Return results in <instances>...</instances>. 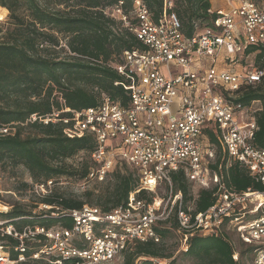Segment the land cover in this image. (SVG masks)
Masks as SVG:
<instances>
[{"label": "built area", "instance_id": "obj_1", "mask_svg": "<svg viewBox=\"0 0 264 264\" xmlns=\"http://www.w3.org/2000/svg\"><path fill=\"white\" fill-rule=\"evenodd\" d=\"M172 5L171 0H164L158 22L140 0L133 2L129 14L122 1L103 11L106 17L131 27L141 44L140 49L123 51L119 63L108 64L123 78V83L115 85L123 86L126 106L100 94L94 107L74 111L62 105L59 111L43 117L31 115L26 121L60 122L69 139L93 137L94 149L88 154L91 166L82 182L102 184L116 164L124 163L135 170L137 189L123 205L109 211L89 205L59 211L71 220L70 228L25 226L16 231L7 226L3 230L1 221L0 235L11 236L18 245L15 261L0 246V264L26 260L109 264L136 243H160L157 228L174 216L185 247L188 236L232 230L241 243L256 247L250 264H264V192L226 189L210 168L216 147L208 137L212 133L223 154L264 186V149L253 144L259 109L232 101L242 88L264 80L262 69L232 67L246 47L264 46V0H221L209 11L216 14L213 26L190 38L169 13ZM131 19L136 22L133 26ZM16 126L0 123V137L13 135ZM175 173H182L199 189L217 187L214 205L196 214L183 211L182 195L173 191ZM53 185L54 180H48L33 188L45 196ZM162 188L165 196H159ZM141 191L152 195L151 202L138 198ZM38 242L44 243L42 249L26 256V244ZM166 262L154 260L153 264Z\"/></svg>", "mask_w": 264, "mask_h": 264}, {"label": "trees", "instance_id": "obj_2", "mask_svg": "<svg viewBox=\"0 0 264 264\" xmlns=\"http://www.w3.org/2000/svg\"><path fill=\"white\" fill-rule=\"evenodd\" d=\"M120 1L124 4V12L129 14L135 0H0V8L8 11L7 26L0 27V123H17L13 135L0 137V162L23 166L34 185L59 178L85 179L91 166L88 154L94 149V139L90 135L69 139L63 135L60 122L26 124L31 115L43 117L59 111L62 105L81 111L96 106L100 94L127 105L128 97L123 86L115 85L123 83V78L108 64L119 63L123 51L140 49L141 44L131 27H125L103 13L105 8ZM140 1L151 12L153 21L158 22L164 0ZM171 1L173 5L169 13L179 20L181 32L186 38L213 26L216 14L209 12L210 0ZM130 22L132 26L136 24L133 19ZM62 39L70 54L67 58L59 57L54 51ZM46 45L49 47H44ZM243 54H255L257 69L264 70V46H248ZM232 101L244 107L260 104L255 113L257 131L253 144L264 149V80L242 88ZM208 137L216 147L215 161L210 168L219 174L226 189L239 193L247 189L264 192L261 183L223 154L212 133L209 132ZM81 152L86 155V160L79 167L65 164L66 160ZM108 176L104 193L97 195L91 205L51 192L40 198L41 204L51 207L48 211L35 215L20 206H13L9 211L0 212V221L5 223L1 228L12 226L16 231L25 226L70 228L71 220L60 215L59 211L79 209L86 204L103 211L121 206L128 194L139 185L136 172L124 163H118ZM172 181L173 191L182 195L183 211L196 214L214 205L217 187L200 189L192 195V185L182 173L173 174ZM23 186L28 187L25 183ZM84 196L91 198L93 194L86 192ZM151 197L144 191L138 195L139 199L147 202H151ZM172 228L178 231L175 216L170 223L157 228L160 243L132 245L122 255V264H153L154 260H169L167 264H175V259L165 253L162 243ZM17 245L18 241L11 236L0 235V246L12 261L17 257ZM26 245V256H29L40 251L44 243ZM241 245L244 248L238 257L226 229L216 235L195 234L188 236L183 256L193 260V264H242L246 257L250 259V264L256 247ZM16 264L52 263L26 260ZM66 264L74 263L67 261Z\"/></svg>", "mask_w": 264, "mask_h": 264}, {"label": "rangeland", "instance_id": "obj_3", "mask_svg": "<svg viewBox=\"0 0 264 264\" xmlns=\"http://www.w3.org/2000/svg\"><path fill=\"white\" fill-rule=\"evenodd\" d=\"M6 10V9H5ZM0 8V27H6L8 22V11ZM49 47V46H44ZM54 51L61 58H67L68 49L65 46V41L62 39L58 47ZM224 56L219 60H223ZM255 54H240L238 56V61L232 65L236 70H241L247 67L257 68L254 62ZM227 67V65H226ZM252 110L260 109L259 103L251 104ZM86 160V155L84 153H79L72 159L65 161L66 165H71L73 167H79L82 162ZM110 177L107 176V179ZM106 179V181H107ZM105 181V182H106ZM105 182L102 184L95 182L84 183L82 181L68 179V178H59L54 179V185L51 188V192H55L59 195H62L66 198L76 199L85 203L94 202L97 195H102L104 193ZM27 184L28 187L23 185ZM34 182L31 179L29 173L21 165L13 166L10 165L7 161L3 163L0 162V211L6 212L9 211L13 206H20L25 211L31 212L32 214L38 215L39 213L48 211V209L42 208L40 203V198L37 193H35L33 188ZM200 189L196 186H191V194L196 195ZM86 192H91L93 196L87 198L85 195ZM159 196H165L166 190L162 188L159 192ZM86 204V205H87ZM91 205V204H90ZM94 205V204H93ZM1 222V221H0ZM5 230V229H3ZM229 239L234 247V250L239 257V252L244 248L241 243L238 242L237 236L232 230L227 231ZM165 248V253L170 255L172 259H175V264H193V260L189 257L183 256V251L186 250L185 240L181 232L176 231L172 228L162 241ZM168 263L169 260H166ZM123 257L119 260H116L109 264H122ZM250 259L248 257L242 260V264H248Z\"/></svg>", "mask_w": 264, "mask_h": 264}, {"label": "crops", "instance_id": "obj_4", "mask_svg": "<svg viewBox=\"0 0 264 264\" xmlns=\"http://www.w3.org/2000/svg\"><path fill=\"white\" fill-rule=\"evenodd\" d=\"M211 8L214 9L215 7L221 4V0H210Z\"/></svg>", "mask_w": 264, "mask_h": 264}]
</instances>
